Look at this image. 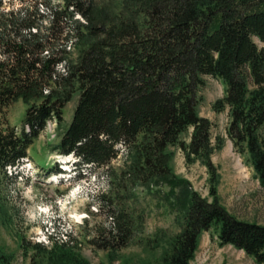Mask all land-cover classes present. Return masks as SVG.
Returning <instances> with one entry per match:
<instances>
[{
	"label": "trees",
	"instance_id": "obj_1",
	"mask_svg": "<svg viewBox=\"0 0 264 264\" xmlns=\"http://www.w3.org/2000/svg\"><path fill=\"white\" fill-rule=\"evenodd\" d=\"M76 12L85 21L75 18ZM58 13H65L73 26L65 37L78 51L76 60L54 30ZM49 17V28L42 30L33 13L7 8L0 0V179L7 176L8 165L30 155L34 137L54 116L59 132L49 149L75 155L77 169L109 163L120 151L118 143H124L120 177L147 188L168 186L166 196L178 211L180 228L174 234L159 229L146 240L145 250L160 249L156 264H190L201 233L211 228L220 245L264 264V225L237 218L220 202L210 159L215 147L211 121L198 111L203 75L219 78L223 94L213 108H228L226 133L264 187V0H117L103 5L64 0ZM63 59L65 73L56 68ZM75 93L72 115L63 125L65 103ZM17 98L28 103L19 127L7 118V106ZM190 127L185 140L181 136ZM220 141L218 136L216 146ZM170 146L183 149L187 161L199 158L207 166L211 199L174 173ZM117 196L102 199L113 204ZM117 203L115 226L97 246L106 251L109 264L117 259L129 264L120 251L141 219L127 211L123 200ZM20 247L33 249L31 264H90L78 244L54 241L48 249L21 239ZM8 261L0 255V264Z\"/></svg>",
	"mask_w": 264,
	"mask_h": 264
},
{
	"label": "rangeland",
	"instance_id": "obj_2",
	"mask_svg": "<svg viewBox=\"0 0 264 264\" xmlns=\"http://www.w3.org/2000/svg\"><path fill=\"white\" fill-rule=\"evenodd\" d=\"M115 1L94 0V3L103 5ZM63 5L64 0H4L7 8L29 11L30 16L33 13L42 30L49 28L51 12L54 9L60 11ZM34 10L43 15L38 16ZM58 15L54 30L60 33V42H65L70 50V58L76 60L78 51L73 43L68 46L71 40L65 37L73 26L65 13ZM74 17L85 21L79 12ZM69 38L75 39L73 35ZM57 67L61 73L67 69L63 61ZM203 78L204 83L198 89V111L211 121L210 139L215 147L210 159L218 175L216 188L220 202L237 218L264 225V187L226 133L228 108H213L214 100L223 94V84L219 78L208 74ZM76 100L75 93L65 103L63 125L69 121ZM27 105L17 98L7 106V118L11 124L20 126ZM191 129L181 137L189 140ZM58 132L56 119L47 120L28 149L30 155L7 169V176L0 179V255L9 257L6 264H31L34 251L20 247L21 239L25 243H41L48 249L53 240L78 244L90 264H109L106 251L97 245L106 237V231L115 226L117 202L120 200L125 202L127 211L141 219L131 241L120 253L129 264H156L160 249L145 250L146 240L159 229L174 234L180 228L176 221L178 211L170 205L172 198L166 196L168 186L160 183L147 188L138 182L131 183L127 177H120L125 167L124 143H118L120 151L109 163L83 166L79 170L75 166V155L66 156L49 149L50 143L57 140ZM218 136L221 141L216 146ZM170 148L174 151L171 160L174 173L189 180L192 189L201 196L211 199L207 166L199 158L187 161L185 152L178 146ZM47 166H57L61 172H49ZM114 194L120 196L114 197L113 204L107 200L103 202V195L109 197ZM112 264H122V259ZM190 264L256 263L244 251L231 245H220L215 228H211L201 233Z\"/></svg>",
	"mask_w": 264,
	"mask_h": 264
}]
</instances>
